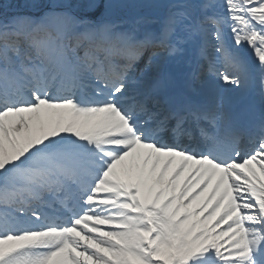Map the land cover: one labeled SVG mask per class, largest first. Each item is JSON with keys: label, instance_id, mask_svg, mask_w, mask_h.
Masks as SVG:
<instances>
[{"label": "snow or ice", "instance_id": "1", "mask_svg": "<svg viewBox=\"0 0 264 264\" xmlns=\"http://www.w3.org/2000/svg\"><path fill=\"white\" fill-rule=\"evenodd\" d=\"M0 264H264V0H0Z\"/></svg>", "mask_w": 264, "mask_h": 264}]
</instances>
